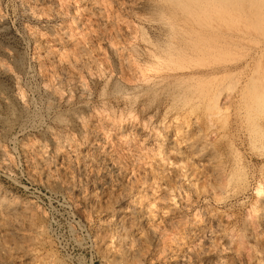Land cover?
<instances>
[{
  "label": "rangeland",
  "instance_id": "1",
  "mask_svg": "<svg viewBox=\"0 0 264 264\" xmlns=\"http://www.w3.org/2000/svg\"><path fill=\"white\" fill-rule=\"evenodd\" d=\"M189 31L162 0H0V150L9 158L7 170L0 169V196L17 207L13 220L21 227L27 217L32 228L42 227L39 237L26 232L21 243L31 244L38 258L15 256L11 238L2 236L0 264H173L179 254L184 264H264V196L254 192L263 165L236 142L231 97L238 89L237 76L217 77L214 83L205 76L211 85L199 92L202 96L212 87L218 93L225 133L222 141L209 137L208 144L223 153L230 147L240 164L218 171L204 161L197 165L184 153L195 139L182 123L184 110L190 106L202 114L201 100L187 99L191 105L166 101V95L191 83L188 75L192 78L194 70L165 75L161 85L156 79L147 88L135 83L142 74L153 80L149 65L166 59ZM172 64L185 65L174 59ZM179 76L187 83L177 81ZM124 98L140 110L135 111L140 123L126 115ZM9 108L16 109V116L9 118ZM147 114H152V127ZM172 116L178 119L171 121ZM262 117L257 114L248 123L262 130ZM19 126L27 128L26 135L15 137ZM99 152L105 156L84 171V156L96 158ZM61 154L65 159H59ZM127 208L133 216L120 230L112 222ZM149 226L153 240L145 235ZM133 243L139 251L130 257Z\"/></svg>",
  "mask_w": 264,
  "mask_h": 264
},
{
  "label": "bare ground",
  "instance_id": "2",
  "mask_svg": "<svg viewBox=\"0 0 264 264\" xmlns=\"http://www.w3.org/2000/svg\"><path fill=\"white\" fill-rule=\"evenodd\" d=\"M161 2V1H159ZM162 2L168 4L170 9L174 13H178L182 18V22L185 26L190 27L189 32H184L182 37L178 39V46L173 48L167 53L166 59L161 60H153L149 69V72L152 71L155 73L153 80H148L149 76L140 75L139 82L137 87H150L155 83V79L159 80L160 85L163 82L164 76H170L174 73L185 72L192 68L194 70L193 79L191 83L188 85H184L181 89L177 90L174 93L166 95V101L168 104L172 100L180 101V100H189V101H198L201 100L203 103L204 109L202 114L193 113V109L190 106H187L184 110V116L182 118V123L186 125V127L195 133V139L188 143L187 150L184 152L188 157V160H193L194 163L204 161L207 166L210 167L212 171H218L221 169L227 168H235L239 169L240 164L237 162L236 158L231 151L230 147L225 149L223 153L218 152L219 150L214 148V146L208 144V138L213 136L216 140H223L225 138V133L222 131L220 127V116L221 110L217 106V95L218 93H212L211 88L210 91L202 93V96H199L200 89H203V86L207 83L206 77L209 79L208 82L214 83L219 77L222 80L223 77H226L228 74H232L237 76V84L238 89L232 99V108L235 107V116H236V142L238 145L244 146L246 152L253 154L258 157L257 159L262 162L263 170L261 171L259 178L257 180V188L254 191L258 198L264 196V0H162ZM156 3V2H155ZM164 5V4H163ZM165 8V6H164ZM168 10V9H167ZM176 16V15H175ZM181 21V20H180ZM152 22V20H151ZM154 22V21H153ZM177 22V21H176ZM262 37L263 41L257 42V38ZM135 46V45H134ZM181 47V48H180ZM248 47V48H247ZM133 48V47H132ZM131 48V49H132ZM137 48V46L135 47ZM134 48V51L137 50ZM139 48V47H138ZM140 50V49H139ZM144 50V49H143ZM132 51V50H131ZM151 52V50H149ZM137 52V51H136ZM140 52V51H139ZM137 52V54L139 53ZM134 53L132 52V55ZM135 54V56L137 55ZM143 54V53H142ZM144 55V54H143ZM142 55V56H143ZM148 56V55H147ZM156 57V56H155ZM135 58V57H134ZM168 58V59H167ZM255 60V63L250 61ZM136 59V58H135ZM138 59V58H137ZM174 62L185 63L184 67L176 68L173 65ZM19 60V59H18ZM16 60V61H18ZM143 60V59H142ZM138 61V60H135ZM145 61V60H144ZM148 63V62H147ZM251 63V65H250ZM139 64V63H138ZM137 64V65H138ZM142 64V63H141ZM171 66V67H169ZM252 66V68L250 67ZM140 67V66H139ZM138 67V69H139ZM179 67V65H178ZM246 68V69H245ZM137 69V70H138ZM245 69V70H244ZM142 70V69H141ZM202 70V71H200ZM244 70V72H243ZM143 73L146 69L142 70ZM203 71H205L203 73ZM189 72V71H188ZM187 73V72H186ZM185 74V73H184ZM151 75V73H150ZM225 75V76H224ZM228 75V76H229ZM232 75V77H233ZM177 76V74H176ZM175 76V77H176ZM206 76V77H205ZM227 76V77H228ZM185 78V76H183ZM182 77V80H184ZM201 77H204L203 79ZM213 77V78H211ZM152 78V77H150ZM141 79V80H140ZM162 79V80H160ZM177 81L182 82L180 76L176 78ZM216 79V80H215ZM225 79V78H224ZM223 79V80H224ZM231 79V78H230ZM108 80V79H107ZM136 80V79H135ZM174 80V79H173ZM172 80V81H173ZM215 80V81H214ZM228 80V79H227ZM218 81V80H217ZM232 81V80H231ZM154 82V83H153ZM171 82V80H170ZM228 82V81H227ZM179 83V82H178ZM187 83V81H186ZM169 85V84H168ZM180 85V84H179ZM183 85V84H182ZM211 85V84H208ZM159 86V85H158ZM177 85H175L176 87ZM213 86V85H212ZM146 87V88H147ZM154 87V86H153ZM173 87V86H172ZM233 87V86H232ZM1 88V87H0ZM5 88V87H4ZM134 88V87H133ZM141 88V89H142ZM163 88V86H162ZM165 88V87H164ZM163 88V89H164ZM170 88V87H169ZM168 88V89H169ZM206 88V87H205ZM137 89V88H136ZM140 89V90H141ZM174 89V88H173ZM171 89V90H173ZM178 89V87H176ZM3 90V89H2ZM116 90H118L116 88ZM135 90V89H134ZM144 90V89H143ZM159 91V88L157 89ZM167 90V89H166ZM221 90V89H220ZM18 91V90H17ZM154 91V90H153ZM243 91H247V96H244ZM4 92V91H3ZM115 92V91H114ZM118 92V91H116ZM127 92V91H126ZM165 92V91H164ZM168 92V91H167ZM170 93V92H169ZM85 95V94H84ZM197 95V96H196ZM225 95V93H224ZM7 96V95H6ZM10 96V95H9ZM132 96V95H131ZM137 96V95H136ZM231 96V95H230ZM8 97V96H7ZM6 97V99H7ZM248 97L249 100L244 99ZM16 98V97H15ZM20 98V97H19ZM247 98V99H248ZM5 99V100H6ZM24 99V98H23ZM125 99V98H124ZM128 99V98H127ZM125 99L123 103V109L126 112L128 117L136 118V113L134 104L129 100ZM10 100V99H9ZM19 100V99H18ZM187 100V102H188ZM2 101V100H1ZM132 101V100H131ZM228 101V100H227ZM13 102V101H12ZM20 102V101H19ZM173 102V101H172ZM221 102V101H220ZM14 103V102H13ZM16 103V100H15ZM14 103V105H16ZM122 103V102H121ZM166 103V102H165ZM174 104H177L173 102ZM186 103V102H185ZM189 103V102H188ZM229 103V102H228ZM10 106L11 103H9ZM138 104V103H137ZM141 104V103H140ZM167 104V105H168ZM180 104V103H178ZM182 104V103H181ZM190 104V103H189ZM13 105V106H14ZM18 105V104H17ZM118 105V104H117ZM121 105V104H120ZM145 105V103H144ZM171 105V104H170ZM191 105V104H190ZM227 105V104H226ZM225 105V106H226ZM230 105V103H229ZM102 106V105H100ZM109 106V105H108ZM113 106V105H112ZM179 106V105H178ZM177 106V107H178ZM181 106V105H180ZM202 106V107H203ZM7 107V106H6ZM141 107V106H140ZM143 107V106H142ZM141 107V108H142ZM164 107V106H163ZM167 107V106H166ZM165 107V108H166ZM172 107H174L172 105ZM110 108V107H109ZM4 109V108H3ZM10 109V108H9ZM101 107L99 108V110ZM145 109V108H144ZM170 109V108H169ZM201 109V108H200ZM2 110V109H1ZM6 110V109H5ZM16 110V109H15ZM14 109H10L9 118L16 116V112ZM19 110V109H18ZM23 110V107H22ZM21 110V112H22ZM80 110V109H79ZM112 110V109H110ZM115 110V109H113ZM119 110V109H117ZM121 110V108H120ZM119 110V111H120ZM147 110V109H146ZM149 110V109H148ZM101 111H103L101 109ZM140 111V110H137ZM104 112V111H103ZM106 112V111H105ZM104 112V113H105ZM109 112V110H108ZM115 112V111H114ZM113 112V114H114ZM117 112V111H116ZM122 112V111H121ZM182 112V111H181ZM226 112V111H225ZM4 113V112H3ZM18 113V112H17ZM100 113V112H99ZM118 113V112H117ZM124 113V112H123ZM142 113V112H141ZM145 113V112H143ZM233 113V112H232ZM111 114V113H110ZM140 114V113H139ZM154 114V113H153ZM167 114V113H166ZM165 114V115H166ZM181 114V113H180ZM257 114L263 115L262 117V130H255L254 123L251 125L248 123L250 121V117L255 118ZM101 115V114H100ZM112 115V114H111ZM115 115V114H114ZM118 114H116L117 117ZM125 115V116H126ZM230 115V114H229ZM234 115V114H233ZM2 116V115H1ZM55 116V115H54ZM105 116V115H103ZM119 116V115H118ZM122 116V115H121ZM147 123H151L152 114H147ZM7 117V116H6ZM53 117V116H52ZM109 117V116H108ZM138 117V116H137ZM144 117V116H143ZM142 117V118H143ZM164 117V115H163ZM180 118V115L177 116ZM177 117H171V121L177 120ZM182 117V115H181ZM227 117V116H225ZM30 118V117H29ZM35 118V117H34ZM68 118V117H67ZM76 118V117H75ZM78 118V117H77ZM105 118V117H104ZM121 118V117H120ZM146 118V117H145ZM144 118V119H145ZM159 118V117H158ZM224 118V117H223ZM230 118V117H229ZM227 118V119H229ZM58 119V118H57ZM79 119V118H78ZM117 119V118H116ZM115 119V120H116ZM119 119V118H118ZM137 120L139 118H136ZM164 119V118H163ZM166 119V118H165ZM170 119V118H168ZM235 119V118H234ZM0 120L2 118L0 117ZM6 120V119H5ZM4 120V121H5ZM11 120V119H10ZM29 120V119H28ZM33 120V119H32ZM56 120V119H55ZM61 120V119H60ZM66 120V119H65ZM82 120V119H81ZM114 120V119H113ZM124 120V119H123ZM135 120V119H134ZM160 120V119H159ZM162 120V119H161ZM255 120V119H253ZM258 120V119H257ZM7 121V120H6ZM18 121V120H17ZM57 121V120H56ZM62 121V120H61ZM83 121V120H82ZM117 121V120H116ZM130 121V120H129ZM142 121V120H141ZM144 121V120H143ZM233 121V120H232ZM252 121V120H251ZM260 121V120H259ZM33 122V121H32ZM31 122V123H32ZM51 122V121H50ZM54 122V120H53ZM62 122H65L64 120ZM140 123V121L138 120ZM153 122V121H152ZM169 122V121H168ZM228 122V121H227ZM226 122V123H227ZM258 122V121H257ZM1 123V122H0ZM3 123V122H2ZM10 123V122H9ZM12 123V122H11ZM28 123V122H27ZM36 123V122H35ZM115 123V122H114ZM143 123V122H142ZM141 123V124H142ZM157 123V122H156ZM159 123V122H158ZM172 123V122H171ZM5 124V123H4ZM33 124V123H32ZM64 124V123H63ZM66 124V123H65ZM147 124V125H148ZM28 125V124H27ZM69 125V124H68ZM81 125V123H80ZM144 125V124H143ZM141 125V126H143ZM155 125V124H154ZM163 125V124H162ZM236 125V124H235ZM3 126V125H2ZM1 126V127H2ZM26 126V125H25ZM25 126H19L18 131L15 133V137H20L25 134L27 128ZM51 126V125H50ZM64 126V125H63ZM166 126V124H164ZM12 127V126H11ZM15 127V126H14ZM33 127V126H32ZM147 127V126H146ZM152 127V125H151ZM156 127V125H155ZM160 127V126H159ZM234 127V126H233ZM3 128V127H2ZM30 128V126H29ZM68 128V127H67ZM78 128V127H77ZM144 128V127H143ZM157 128V127H156ZM154 128V129H156ZM161 128V127H160ZM166 128V127H164ZM4 129V128H3ZM56 129V128H55ZM142 129V128H141ZM9 130V129H8ZM33 130V129H32ZM60 130V129H59ZM65 130V129H64ZM81 130V129H80ZM14 131V130H13ZM66 131V130H65ZM79 131V130H78ZM82 131V130H81ZM6 132V130H5ZM50 133V132H49ZM58 133V132H57ZM66 133V132H64ZM73 133V132H72ZM95 133V132H94ZM97 133V132H96ZM235 133V132H234ZM259 133V134H257ZM75 134V133H73ZM77 134V132H76ZM92 134V133H90ZM157 134V133H156ZM26 135V134H25ZM48 135V132H47ZM65 135V134H64ZM68 135V134H66ZM79 135V134H78ZM81 135V134H80ZM166 135V134H165ZM4 136V135H3ZM33 136V135H32ZM75 136V135H74ZM51 137V136H50ZM54 137V135L52 136ZM51 137V138H52ZM62 137V136H61ZM64 137V136H63ZM62 137V138H63ZM66 137V136H65ZM72 137V136H71ZM227 137V136H226ZM9 138V137H8ZM36 138V137H35ZM59 138V137H58ZM213 138V139H214ZM5 139H7L5 137ZM10 139V138H9ZM53 139V138H52ZM57 140V139H56ZM77 139H75L76 141ZM80 140V139H79ZM79 140H77L79 142ZM28 141V140H26ZM7 142V140H6ZM43 142V141H42ZM92 142V141H91ZM213 142V141H212ZM244 144H243V143ZM65 143V142H64ZM74 143V142H73ZM173 143V142H172ZM177 143V142H174ZM221 143V142H220ZM57 144V143H56ZM80 144V143H79ZM90 144V143H89ZM16 145V144H15ZM66 145V144H65ZM64 145V146H65ZM72 145V143H71ZM75 145V143H74ZM175 145V144H174ZM236 145V144H235ZM39 146V145H38ZM68 146V145H67ZM102 146V145H101ZM33 147V146H32ZM35 147V146H34ZM41 147V146H40ZM66 147V146H65ZM64 147V148H65ZM69 147V146H68ZM77 147V146H76ZM59 144H58V147ZM3 149V148H2ZM56 149V147H55ZM105 149V147H104ZM4 150V149H3ZM67 150V149H66ZM72 150V148H71ZM70 150V151H71ZM85 150V148H84ZM222 150V149H221ZM224 150V149H223ZM78 153H82L83 151L80 148H75ZM51 152V151H50ZM61 153V152H60ZM235 153V150H234ZM24 154V151H23ZM53 154V153H52ZM77 154V153H76ZM83 154V153H82ZM82 154H78L83 156ZM104 154V153H103ZM182 154V153H181ZM27 155V154H26ZM49 155V154H48ZM69 155V153H68ZM85 155V154H84ZM238 155V154H237ZM12 156V155H11ZM31 156V155H30ZM50 156V155H49ZM73 156V155H72ZM105 156V154L103 155ZM102 153L99 152L96 155V158H88L84 156L82 159L81 166L86 171V169L90 166L91 168L94 166L96 160H101L103 158ZM71 157V155H70ZM77 157V156H76ZM110 157V156H109ZM252 157V156H251ZM28 158V157H27ZM65 159V154H61L59 159ZM69 158V157H68ZM72 158V157H71ZM106 158V157H105ZM35 159V158H34ZM40 159V158H39ZM96 159V160H95ZM26 163L29 164V161L25 158ZM33 160V159H32ZM38 160V159H37ZM42 160V159H41ZM70 160V159H69ZM78 160V159H77ZM34 161V160H33ZM71 161V160H70ZM108 161V160H107ZM110 161V159H109ZM67 162V161H66ZM101 162V161H100ZM111 162V161H110ZM9 158L8 155L0 150V169L7 170ZM105 163V162H104ZM13 164V163H12ZM40 164V163H39ZM73 164V163H71ZM102 164V163H101ZM106 164V163H105ZM260 164V163H259ZM38 165V164H37ZM69 165V164H68ZM98 165V164H97ZM199 165V164H197ZM31 166V165H30ZM36 166V165H35ZM64 166V165H63ZM108 166V165H107ZM112 166V165H111ZM206 166V167H207ZM12 167V166H10ZM38 167H40L38 165ZM113 167V166H112ZM205 167V166H204ZM33 168V167H32ZM70 168V167H69ZM74 168V166H73ZM72 168V170H73ZM107 168V167H106ZM12 169V168H11ZM43 169V168H42ZM41 169V170H42ZM108 169V168H107ZM27 170V169H26ZM37 170V169H36ZM47 170V169H46ZM68 170V169H67ZM71 170V169H70ZM75 170V168H74ZM28 171V170H27ZM49 171V170H48ZM79 171V170H78ZM81 171V170H80ZM92 171V170H91ZM106 171V170H105ZM44 172V171H43ZM53 172V171H52ZM94 172V171H93ZM98 171H96L97 173ZM108 172V171H107ZM230 172V171H229ZM3 173V172H2ZM8 173V172H7ZM37 173V171H36ZM41 173V172H40ZM45 173V172H44ZM49 173V172H48ZM82 173V172H81ZM94 173V174H96ZM4 174V173H3ZM34 174V173H33ZM46 174V173H45ZM87 174V173H85ZM9 175V174H8ZM7 175V177H8ZM42 175V174H41ZM47 175V174H46ZM98 175V174H96ZM229 175V174H227ZM10 177V176H9ZM32 177V176H30ZM35 177V176H33ZM42 177V176H41ZM40 177V178H41ZM46 177V176H45ZM49 177V176H48ZM81 177V176H80ZM38 178V176H37ZM67 178V177H66ZM87 179V176H85ZM104 178V177H103ZM132 178V177H131ZM229 178V177H228ZM45 179V178H44ZM91 179V178H90ZM89 179V180H90ZM41 180V179H40ZM82 180V179H81ZM123 180V179H122ZM85 181V180H84ZM227 181V180H226ZM88 182V181H87ZM114 183V182H113ZM117 184V183H116ZM178 184V183H177ZM125 185V184H124ZM119 186V185H118ZM116 188V187H115ZM124 188V187H123ZM1 195V194H0ZM5 195V194H4ZM183 196V195H182ZM7 198V197H6ZM95 198V197H94ZM121 198V197H120ZM127 198V197H126ZM118 200V199H117ZM124 200H119L118 203L123 202ZM128 201V200H127ZM116 202V200H115ZM66 203V202H65ZM127 203V202H126ZM129 205V204H128ZM130 206V205H129ZM119 207V206H118ZM128 207V206H127ZM17 208V207H16ZM11 207L6 200L0 196V238L2 236H6L11 238L12 243L10 244V251H12L15 256L25 257L28 260H34L36 256V251L34 250L31 244L27 246L22 245V240L25 239V234L35 233L39 234V231H42V227L32 228L29 223L26 222L20 226V223H16L15 220L17 218V209ZM131 208V207H130ZM129 208V209H130ZM115 209V208H114ZM124 209L125 211L115 215L112 224L118 228L122 229V223L126 220H130L133 216V211ZM142 209V208H141ZM145 210V209H144ZM27 211V210H26ZM25 211V212H26ZM118 211V210H117ZM147 212V210H146ZM20 213V212H19ZM21 214V213H20ZM25 214V213H24ZM28 216V214H27ZM21 217V216H20ZM24 218V217H22ZM21 218V219H22ZM34 218V217H33ZM19 219V218H18ZM30 219V218H29ZM28 219V220H29ZM134 219V218H133ZM25 220V219H23ZM20 221V220H19ZM35 221V220H34ZM141 221V220H140ZM30 222V221H29ZM147 223V222H146ZM126 224V223H125ZM260 225L264 230V217L260 219ZM125 226V225H124ZM153 227V226H152ZM117 229V230H118ZM124 229V228H123ZM155 230V228H154ZM125 231V230H124ZM147 233V234H146ZM146 237L148 236L150 239L154 236L153 229L149 226L146 228ZM119 234V233H118ZM40 235V234H39ZM39 235L37 237H39ZM31 236V235H30ZM29 236V237H30ZM145 237V236H144ZM260 237V235H259ZM122 239V238H121ZM149 239V240H150ZM30 239H28L29 241ZM137 238H135L134 242H137ZM148 240V241H149ZM153 240V239H152ZM151 240V241H152ZM125 241V240H123ZM119 242V241H118ZM150 242V241H149ZM33 243V242H32ZM35 244V243H34ZM33 244V245H34ZM37 244V243H36ZM178 244V243H177ZM118 245V243H117ZM139 245V244H138ZM124 246V244H123ZM9 247V245H8ZM137 244L133 243V246L129 248V256L133 257L136 252H138ZM262 247V260H264V245ZM7 249V248H6ZM9 249H7L9 251ZM37 249H39L37 247ZM47 249V248H46ZM5 251V250H4ZM9 251V252H10ZM12 253V254H13ZM125 253V252H123ZM187 253V252H186ZM8 255V253H6ZM6 255V256H7ZM188 255V254H187ZM10 256V255H9ZM184 255L179 254L175 258H171V262L173 264H184ZM190 257V256H189ZM256 257V256H255ZM7 258V257H6ZM129 259V258H128ZM133 259V258H132ZM8 260V258H7ZM46 260V259H45ZM131 260V258H130ZM187 260V259H186ZM6 261V260H5ZM12 262V261H11ZM25 262V261H24ZM30 262V261H29ZM52 263V261H51ZM29 264V263H28ZM40 264V263H39Z\"/></svg>",
  "mask_w": 264,
  "mask_h": 264
}]
</instances>
